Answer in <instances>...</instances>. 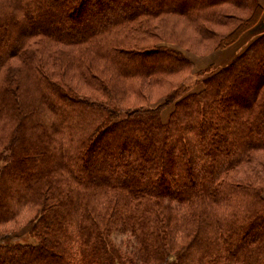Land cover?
I'll return each mask as SVG.
<instances>
[{"label":"trees","instance_id":"16d2710c","mask_svg":"<svg viewBox=\"0 0 264 264\" xmlns=\"http://www.w3.org/2000/svg\"><path fill=\"white\" fill-rule=\"evenodd\" d=\"M263 15L0 0V264H264V31L198 91L174 47L225 49Z\"/></svg>","mask_w":264,"mask_h":264},{"label":"rangeland","instance_id":"374dc122","mask_svg":"<svg viewBox=\"0 0 264 264\" xmlns=\"http://www.w3.org/2000/svg\"><path fill=\"white\" fill-rule=\"evenodd\" d=\"M171 28H172L171 26L168 27L169 30L167 29V32L169 33L172 32ZM219 30L220 29H218V31ZM174 31H175V36L177 35L186 36V35H192L193 33L192 30L190 29L186 30L185 25L182 22H179L177 24V27H174ZM263 31H264V19L262 18L261 21L255 27H253V29L245 32L233 45L225 49L213 51L207 55H203V54L212 50V46H211L212 44L206 45L207 43L205 44L204 42H203L204 43L203 45L198 42L194 43L191 38L187 37L188 45L184 46V48H188L191 51H187L186 49L181 48L180 46L174 45V47H177V49L182 50L185 53V55L189 57L195 64V67L193 70L194 75L192 74V81H190V85L196 84L197 82L195 80L200 79L202 81V79L205 76L212 73L213 71H216L218 67H221L225 63L230 61L233 57H235L237 54L242 52L246 48V46L249 44V42L253 40L256 36L260 35ZM202 86L203 84L200 82L192 86L188 91L190 92L198 91L202 88ZM143 87H146L147 90L152 88L148 85H145ZM150 91L152 93L151 92H146V93L154 94L153 98H155V96L157 97L158 92L156 88H152ZM172 108H173V105L169 106L164 111V114H163L164 119L168 117V114L170 113ZM17 235H19L18 238L16 237L17 241L26 242L27 240H29V238H27L26 236H21L22 234H17ZM113 238L122 247L123 250L127 251V250L133 249L134 242L128 233L122 232L118 229L113 233Z\"/></svg>","mask_w":264,"mask_h":264},{"label":"crops","instance_id":"0c3cea01","mask_svg":"<svg viewBox=\"0 0 264 264\" xmlns=\"http://www.w3.org/2000/svg\"><path fill=\"white\" fill-rule=\"evenodd\" d=\"M258 1L262 4V6L264 8V0H258ZM263 19H264V17H263Z\"/></svg>","mask_w":264,"mask_h":264}]
</instances>
